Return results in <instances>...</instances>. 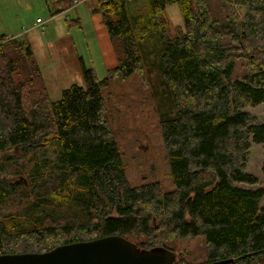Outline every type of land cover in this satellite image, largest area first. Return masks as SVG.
Returning a JSON list of instances; mask_svg holds the SVG:
<instances>
[{
    "label": "trees",
    "instance_id": "1",
    "mask_svg": "<svg viewBox=\"0 0 264 264\" xmlns=\"http://www.w3.org/2000/svg\"><path fill=\"white\" fill-rule=\"evenodd\" d=\"M72 1L48 0L52 16ZM140 1L98 0L115 65L98 79L81 63L83 86L56 102L31 48L0 37V255L115 235L175 253L197 240L203 264H264V191L239 188L259 185L252 145L264 185V123L247 111L264 104V0ZM115 98L156 116L172 189L127 180Z\"/></svg>",
    "mask_w": 264,
    "mask_h": 264
},
{
    "label": "rangeland",
    "instance_id": "2",
    "mask_svg": "<svg viewBox=\"0 0 264 264\" xmlns=\"http://www.w3.org/2000/svg\"><path fill=\"white\" fill-rule=\"evenodd\" d=\"M146 2L141 0L135 6H143ZM97 5L98 0H87L52 16L48 0H0V37L16 39L31 48V58L39 67L41 79L53 102L60 100L62 91L71 86H83L81 63L86 68H93L98 79L105 78L107 70L115 65L108 34L100 16L94 12ZM165 14L172 26L182 25L176 4L167 5ZM36 19L42 24L37 26ZM119 89L113 86L106 92H113L112 97H115L113 94ZM127 90H131V86ZM107 106L115 110L114 128L119 133L116 136L129 183L138 185L156 181L166 190L172 189L156 116L150 109L137 112L140 108L132 103L126 108L125 103H119L117 98L109 101ZM247 111L264 123V104ZM262 159L263 147L252 145L246 170L257 178L259 185L239 188L264 191L260 172ZM197 246V240L182 242L176 253L190 264H203L202 258L196 254ZM192 252L195 255L189 257Z\"/></svg>",
    "mask_w": 264,
    "mask_h": 264
},
{
    "label": "water",
    "instance_id": "3",
    "mask_svg": "<svg viewBox=\"0 0 264 264\" xmlns=\"http://www.w3.org/2000/svg\"><path fill=\"white\" fill-rule=\"evenodd\" d=\"M177 254L163 247L141 249L120 236L58 246L43 253L2 254L0 264H180ZM221 260L206 264H229Z\"/></svg>",
    "mask_w": 264,
    "mask_h": 264
},
{
    "label": "built area",
    "instance_id": "4",
    "mask_svg": "<svg viewBox=\"0 0 264 264\" xmlns=\"http://www.w3.org/2000/svg\"><path fill=\"white\" fill-rule=\"evenodd\" d=\"M85 1H87V0H73L71 7L77 6V5L81 4V3H84ZM35 24L38 26V25H41L42 22L39 19H36L35 20Z\"/></svg>",
    "mask_w": 264,
    "mask_h": 264
}]
</instances>
